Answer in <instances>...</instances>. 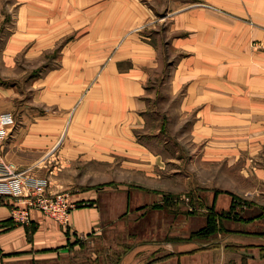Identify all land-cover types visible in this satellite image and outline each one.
Instances as JSON below:
<instances>
[{"label":"crops","instance_id":"crops-1","mask_svg":"<svg viewBox=\"0 0 264 264\" xmlns=\"http://www.w3.org/2000/svg\"><path fill=\"white\" fill-rule=\"evenodd\" d=\"M82 28L78 41L57 46ZM49 51L59 52L57 64L44 76L26 78L29 102L24 79L12 80L16 70L31 67L20 56ZM95 77L99 83L89 88ZM50 102L53 116L46 118L39 107ZM13 112L34 121L12 131L0 163L24 170L53 162L50 180L69 191L74 207L66 228L36 210L30 224L20 225L10 220L14 201L1 198L0 264H56L76 247V237L131 211L141 216L142 209H170L171 198L185 199L191 208L188 162L150 150L170 132L181 149L201 147L199 163L214 173L221 163L246 160L238 176H253L258 188L243 194L211 186L202 193L210 211L199 207L201 193L195 194L199 216H190L193 226L203 228L208 211L229 213L223 223L231 231L224 237L179 240L171 233V239L137 245L123 264L138 254L141 262L134 264H240L242 257L264 264V233H255L264 224V205L246 199L264 193V0H0V114ZM153 116L161 119L154 132L148 124ZM148 137L155 143L147 144ZM84 164H100L107 183L83 187L78 181L93 179L79 171ZM45 169L34 177L46 175ZM167 172L181 176L172 180L180 187L159 184ZM173 222L171 216L167 227Z\"/></svg>","mask_w":264,"mask_h":264},{"label":"rangeland","instance_id":"rangeland-1","mask_svg":"<svg viewBox=\"0 0 264 264\" xmlns=\"http://www.w3.org/2000/svg\"><path fill=\"white\" fill-rule=\"evenodd\" d=\"M85 33V29L82 28L78 30L76 33L73 35H66L58 44L61 47H64L66 44L70 42L75 43L78 41L80 38L83 37V34ZM56 46V47H57ZM58 51V49H56ZM59 52H47L44 54H41L39 57H36L34 59H28L24 56V54H21L20 57H22V64L30 65L31 67L27 66H22V69L19 68L15 72L19 74L13 75L12 80L16 84V81H21L23 78V83L21 84V88L23 91L26 93V98H28L29 102L32 101V89L30 92L26 90V78L28 77H33V75L39 76H44L45 73L49 72L50 69H52L56 64H57V55ZM28 59V60H25ZM29 62V64H27ZM39 64V67H33L37 66ZM99 71V70H98ZM22 82V81H21ZM99 83L98 77H95L94 84L93 86L91 85L89 88H92L96 86ZM20 88V92H23ZM30 94V95H29ZM25 99V98H24ZM21 103V102H20ZM163 104V102H162ZM54 104L52 102L46 104L45 108L39 107L42 111L41 114H45L46 118L51 117L53 114V108L52 107ZM154 108L159 107V103L157 100L154 103ZM32 106V105H31ZM34 109V108H32ZM13 118H14V126L13 130L15 128H20L21 126L26 125L28 123H33V118H30V122L28 119L23 121L21 117L20 112H13L12 113ZM46 120L47 125H52L53 122ZM148 124L152 125V132L155 127L161 122V119H159L156 116H153L152 119H148ZM174 126H177L175 124ZM14 132V131H13ZM13 132L11 133V136L13 135ZM181 132V131H180ZM143 135V134H142ZM149 135V134H147ZM184 134H182L180 137H182ZM9 136L8 140L11 138ZM144 140V138H143ZM180 140V139H179ZM7 141V140H6ZM147 144H152L155 143V141L151 138L145 139ZM168 141V146L169 148H165L164 142ZM180 146L181 141L179 142ZM160 148H151L150 150L153 153L157 152H166L167 155L173 157L176 159L178 158H183L188 162V167L185 165V170L188 171V176L190 179V187L185 191L187 194L190 196L194 194V196H191L189 201V206L191 208H188L185 202V199L182 198H171L168 203H166L169 206H172V208H147V209H142V215H137L136 212L139 211H131L130 216H126L125 218H121L117 222L109 223L106 224V226L103 229L97 230L95 233L88 234L85 236H80L76 237L75 239V246H71V248L63 255L61 258H59L58 262L56 264H123V260L126 255H130L131 258H133L134 252L133 249L138 245V248H143V246H140V244H145V243H156V242H161L165 241L168 239H171V233H174L175 237L179 240H181L182 237H187L191 238V234L199 231L198 227L193 226L195 219H189L192 218L190 216H199L197 215L199 211L195 210L196 207H198V202L195 201V194L201 193L200 198L202 199V202L200 203L199 207H205V211L209 210L210 211V200L208 198H205L202 193H205L208 190H211L212 188H209L211 186H217L222 189H232V190H237L238 192L241 193H246V192H254V190L258 188V183L257 181L254 180V177L250 175L248 179H245L244 177L238 176V171L240 169L245 168V163L244 162L240 164H234V166H229L227 163H221L220 166H217L216 173H214L213 169H208L211 165H203L200 164V158L202 156V148L201 147H193L191 146L190 150H185L181 149L180 146H178L177 142V137L176 134L172 135L171 132L168 133L165 137L160 139L159 142ZM164 149V150H163ZM261 157H263L261 155ZM257 156H255V159ZM257 160V164L253 165V167L257 168L261 166V161ZM46 160L40 161L37 164L30 165L28 166L29 169L32 168V172L35 173L37 170L40 168L48 170V173L46 175H43L41 177L38 176L39 179L43 180L47 184V191L51 193L55 192H60L63 194H68L69 197V191L66 189H55L54 185L52 184L50 180V171L54 170L53 167V162L51 164L45 163ZM181 164V161H180ZM10 166V171L12 172H20L22 170L18 169L12 164H5ZM51 165V166H49ZM46 166V167H44ZM53 167V168H52ZM169 168V165L167 166ZM171 167V166H170ZM173 170L176 169H181V166L179 165H173ZM252 167V166H251ZM28 169V168H27ZM208 169V170H207ZM25 170V169H24ZM252 172H254L253 169H251ZM79 171L81 173H85L84 177L86 178L87 174H92L93 179L87 181L85 180H80L78 182H84V186H88L89 184H105L107 181H104L102 179V166L100 164H84L79 166ZM184 171V170H183ZM222 171V172H221ZM174 172V171H173ZM83 177V178H84ZM181 178V176L176 177L174 175H171L170 173H166L165 175H162V179L159 180V184L161 183L160 181H163L165 183L170 182L176 184L178 187L181 186V181H172L175 179ZM77 183V182H75ZM50 186V188H48ZM79 186V185H78ZM82 186V185H80ZM197 186V187H196ZM196 187V188H195ZM80 188V187H79ZM82 188V187H81ZM261 188V190H263ZM264 192V191H263ZM264 194V193H263ZM263 194H255L254 196L246 197V199H258L260 204L264 205V195ZM261 205V206H263ZM163 209V211H162ZM169 209V211H167ZM207 212L205 214L206 222L207 218L210 213L212 212ZM196 213V214H194ZM215 214V213H214ZM229 213H223L221 216L218 215L216 216L217 219V226H216V231L207 236L206 238H200L202 240H205L206 242H209L212 240V238H218L217 236L219 234L224 237L227 233H230V229L228 225H224L223 219H226L225 216H228ZM225 215V216H224ZM171 216H173L174 222H173V227L168 228L169 221L171 219ZM109 225V226H108ZM256 227V226H255ZM257 228V229H256ZM255 228V233H264V224L262 227H256ZM262 235V234H261ZM263 236V235H262ZM221 237V238H222ZM229 238V236L227 237ZM176 239V238H174ZM227 252H231L228 247ZM264 256V252L262 254ZM142 259V256L137 255L136 261H140ZM132 261L131 264H134ZM141 262V261H140ZM146 264V263H145ZM226 264H239L235 263L234 259H231V261L227 262ZM240 264H247V260L245 257H242V262Z\"/></svg>","mask_w":264,"mask_h":264},{"label":"built area","instance_id":"built-area-1","mask_svg":"<svg viewBox=\"0 0 264 264\" xmlns=\"http://www.w3.org/2000/svg\"><path fill=\"white\" fill-rule=\"evenodd\" d=\"M13 126L11 113L0 114V149L11 136ZM0 198H11L14 201L10 220L20 225L30 224L31 211L36 210L66 228L74 207L68 194L48 192L46 182L35 178L32 168L14 173L4 163H0Z\"/></svg>","mask_w":264,"mask_h":264},{"label":"trees","instance_id":"trees-1","mask_svg":"<svg viewBox=\"0 0 264 264\" xmlns=\"http://www.w3.org/2000/svg\"><path fill=\"white\" fill-rule=\"evenodd\" d=\"M1 199V198H0ZM216 215L214 213H210L206 225L201 228L199 231L192 233L191 238H206L207 236L213 234L216 231Z\"/></svg>","mask_w":264,"mask_h":264}]
</instances>
